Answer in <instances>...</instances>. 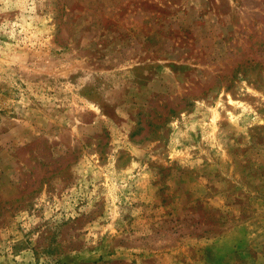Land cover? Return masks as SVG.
Instances as JSON below:
<instances>
[{"label":"rangeland","instance_id":"374dc122","mask_svg":"<svg viewBox=\"0 0 264 264\" xmlns=\"http://www.w3.org/2000/svg\"><path fill=\"white\" fill-rule=\"evenodd\" d=\"M0 264H264V0H0Z\"/></svg>","mask_w":264,"mask_h":264}]
</instances>
